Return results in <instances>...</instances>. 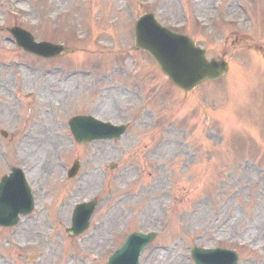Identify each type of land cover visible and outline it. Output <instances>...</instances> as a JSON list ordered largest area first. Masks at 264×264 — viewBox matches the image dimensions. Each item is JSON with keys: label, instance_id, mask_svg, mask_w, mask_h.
<instances>
[{"label": "rangeland", "instance_id": "374dc122", "mask_svg": "<svg viewBox=\"0 0 264 264\" xmlns=\"http://www.w3.org/2000/svg\"><path fill=\"white\" fill-rule=\"evenodd\" d=\"M145 10L195 39L209 58L227 60L229 75L188 94L174 87L135 48ZM13 26L69 52L50 61L26 54L7 40ZM0 61V82L9 84L0 87V130L9 133L0 137V180L18 163V134L38 121L45 126L34 127L43 134L34 145H47L51 166L30 175L37 214L14 234L0 229V264H106L135 231L159 232L141 264H194L195 246L237 249L240 264H264V0H0ZM13 61L36 67L35 75ZM45 83L70 91L59 98L48 89L54 97L46 100ZM80 114L130 130L118 142L75 147L68 120ZM60 149L82 170L115 168L64 184ZM77 186L79 200H98L93 222L105 221L91 241L97 231L74 241L60 221V203Z\"/></svg>", "mask_w": 264, "mask_h": 264}, {"label": "water", "instance_id": "95a60500", "mask_svg": "<svg viewBox=\"0 0 264 264\" xmlns=\"http://www.w3.org/2000/svg\"><path fill=\"white\" fill-rule=\"evenodd\" d=\"M136 33L138 47L151 51L175 83L185 90H191L205 80L219 78L228 71L227 64L216 61L208 62L205 52L195 48L193 41L172 35L161 28L152 16L141 19ZM25 35L33 42L32 37ZM54 50H57L59 54L63 49L41 44L36 45L33 52L41 56H56L52 53ZM72 126L74 131L79 130L77 133L79 138L82 137L81 129L86 130L87 136L81 142L107 138V135L111 134L110 131L94 127L88 119L75 121ZM9 197H11L10 200H8ZM26 200L29 201V198L25 197L13 184L3 185L0 188V224L17 223V213L26 205ZM155 237L156 234L132 235L124 249L111 259L110 264H138L140 252ZM211 253L213 252L207 253L196 249L194 253L196 262L198 264L236 263L229 255H225L226 252L213 255Z\"/></svg>", "mask_w": 264, "mask_h": 264}, {"label": "bare ground", "instance_id": "6f19581e", "mask_svg": "<svg viewBox=\"0 0 264 264\" xmlns=\"http://www.w3.org/2000/svg\"><path fill=\"white\" fill-rule=\"evenodd\" d=\"M49 144L53 145V142H50ZM48 150L46 151V153H41L39 155V161H37V156H34L33 151L32 150H28L26 152V155L28 157H30L29 159H31L32 162H38V166H36L35 168H33V170L31 171V176L35 177L37 176L38 178L40 177V171H46L47 169H49L51 166L49 165V162L47 160H45V157L47 158V154Z\"/></svg>", "mask_w": 264, "mask_h": 264}]
</instances>
